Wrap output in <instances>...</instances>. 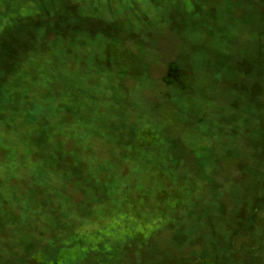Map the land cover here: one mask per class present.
<instances>
[{"label":"rangeland","instance_id":"374dc122","mask_svg":"<svg viewBox=\"0 0 264 264\" xmlns=\"http://www.w3.org/2000/svg\"><path fill=\"white\" fill-rule=\"evenodd\" d=\"M0 264H264V0H0Z\"/></svg>","mask_w":264,"mask_h":264}]
</instances>
